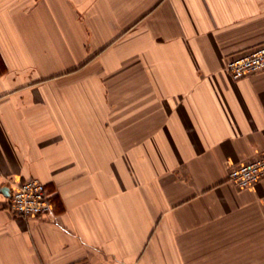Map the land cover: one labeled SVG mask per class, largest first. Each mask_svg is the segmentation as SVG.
Here are the masks:
<instances>
[{
  "label": "crops",
  "instance_id": "0c3cea01",
  "mask_svg": "<svg viewBox=\"0 0 264 264\" xmlns=\"http://www.w3.org/2000/svg\"><path fill=\"white\" fill-rule=\"evenodd\" d=\"M262 44L264 0H0V264H264Z\"/></svg>",
  "mask_w": 264,
  "mask_h": 264
},
{
  "label": "built area",
  "instance_id": "2783aa9c",
  "mask_svg": "<svg viewBox=\"0 0 264 264\" xmlns=\"http://www.w3.org/2000/svg\"><path fill=\"white\" fill-rule=\"evenodd\" d=\"M264 69V44L235 57L226 59L225 70L234 79ZM264 177V151L256 158L229 169L228 178L236 186L246 188ZM10 209L25 218H34L47 213L52 202L45 185L37 178H27L14 184Z\"/></svg>",
  "mask_w": 264,
  "mask_h": 264
},
{
  "label": "bare ground",
  "instance_id": "6f19581e",
  "mask_svg": "<svg viewBox=\"0 0 264 264\" xmlns=\"http://www.w3.org/2000/svg\"><path fill=\"white\" fill-rule=\"evenodd\" d=\"M262 179V178H261Z\"/></svg>",
  "mask_w": 264,
  "mask_h": 264
}]
</instances>
